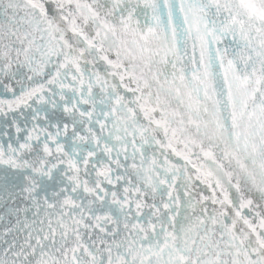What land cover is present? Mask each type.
<instances>
[{"label": "snow or ice", "instance_id": "obj_1", "mask_svg": "<svg viewBox=\"0 0 264 264\" xmlns=\"http://www.w3.org/2000/svg\"><path fill=\"white\" fill-rule=\"evenodd\" d=\"M0 264H264V0H0Z\"/></svg>", "mask_w": 264, "mask_h": 264}]
</instances>
